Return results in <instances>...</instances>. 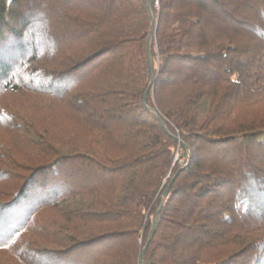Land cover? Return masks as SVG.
I'll list each match as a JSON object with an SVG mask.
<instances>
[{
    "label": "trees",
    "instance_id": "1",
    "mask_svg": "<svg viewBox=\"0 0 264 264\" xmlns=\"http://www.w3.org/2000/svg\"><path fill=\"white\" fill-rule=\"evenodd\" d=\"M141 261L264 264V0H0V264Z\"/></svg>",
    "mask_w": 264,
    "mask_h": 264
},
{
    "label": "water",
    "instance_id": "2",
    "mask_svg": "<svg viewBox=\"0 0 264 264\" xmlns=\"http://www.w3.org/2000/svg\"><path fill=\"white\" fill-rule=\"evenodd\" d=\"M152 22H153V24H154V19H153V18H152ZM153 35H154V31L152 30L151 35H150V40L152 39ZM149 49H150V45H149ZM150 71H151V74H152V77H153V64H152V61H151V60H150ZM148 93H149V90L147 91V93H146V95H145V98H144V104H146V100H147V97H148ZM170 187H171V183L168 185L166 191L164 192V195H163V197H164V201H165V199H166L167 196H168V193H169ZM160 210H161V209H159V211L156 213V216H155V219H154V223H153V229H152V232H151V235H150V238H149V241H148L147 245H148L149 242L152 240V238H153V236H154V234H155L156 224H157V219H158V216H159V214H160ZM146 247H147V246H146ZM145 250H146V248H145ZM145 250H144V252H145ZM143 255H144V253H143ZM141 264H142V261H141Z\"/></svg>",
    "mask_w": 264,
    "mask_h": 264
},
{
    "label": "rangeland",
    "instance_id": "3",
    "mask_svg": "<svg viewBox=\"0 0 264 264\" xmlns=\"http://www.w3.org/2000/svg\"><path fill=\"white\" fill-rule=\"evenodd\" d=\"M182 156H180V155H177V158H176V162L179 164V165H182V164H184L185 162H186V159H183V158H181ZM181 161H183V162H181Z\"/></svg>",
    "mask_w": 264,
    "mask_h": 264
},
{
    "label": "built area",
    "instance_id": "4",
    "mask_svg": "<svg viewBox=\"0 0 264 264\" xmlns=\"http://www.w3.org/2000/svg\"><path fill=\"white\" fill-rule=\"evenodd\" d=\"M181 162H183V161H181Z\"/></svg>",
    "mask_w": 264,
    "mask_h": 264
}]
</instances>
